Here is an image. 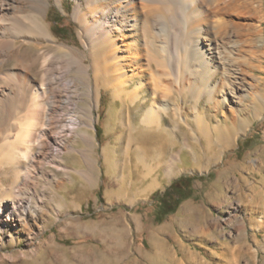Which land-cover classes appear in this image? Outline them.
Here are the masks:
<instances>
[{
    "label": "rangeland",
    "instance_id": "rangeland-1",
    "mask_svg": "<svg viewBox=\"0 0 264 264\" xmlns=\"http://www.w3.org/2000/svg\"><path fill=\"white\" fill-rule=\"evenodd\" d=\"M76 5L77 0L62 4L49 0L46 20L57 43L78 48L85 62L92 64L80 22L74 18ZM254 6L261 9L262 18L242 20L260 29L264 51V0H256ZM51 53L59 55L52 49ZM146 61L145 57L140 61L146 74L134 76L129 86H141L139 100L127 105L103 86L101 72L96 78L90 66L81 74L73 61L58 86L63 92L69 89L72 102L62 111L76 117L74 133L63 135L61 149L35 173L30 168L36 144L24 150L21 169L6 163L7 155L0 156V202L15 188L27 205L16 228L0 230V264H264V110L258 98L247 84L239 91L245 97L233 106L214 107L204 98L201 109L208 132L183 122L175 140L165 135L155 139L156 149L152 134L146 132L139 135L146 141L139 153L141 115L154 99L173 109L194 106L189 95L180 98L171 78L165 77L156 88L150 80L154 67ZM254 69L264 93V54ZM67 78L76 85L66 88ZM37 84L41 86L39 80ZM45 108L42 117L47 120L50 108ZM165 116V125L174 126ZM40 133L37 126L35 137ZM140 156L146 165L139 163ZM173 159L176 174L161 180L163 186L152 194L143 195L152 174L164 176ZM183 175L193 176L194 193L158 221L154 194Z\"/></svg>",
    "mask_w": 264,
    "mask_h": 264
},
{
    "label": "bare ground",
    "instance_id": "bare-ground-1",
    "mask_svg": "<svg viewBox=\"0 0 264 264\" xmlns=\"http://www.w3.org/2000/svg\"><path fill=\"white\" fill-rule=\"evenodd\" d=\"M255 1L77 0L74 18L80 22L82 42L90 49L93 62L87 64L82 51L55 40L46 20L49 0H0V156L7 155L6 163L21 169L27 154L24 150L36 144L31 168L28 166L34 172L61 149L63 135L74 133L76 117L62 111L72 102L67 97L69 89L63 92L58 86L60 76L70 71L73 61L81 74L88 73L90 66L96 78L101 72L103 86L112 89L125 105L139 100L141 86H129L134 76L144 73V64H140L144 57L154 67L150 80L156 88L168 77L177 84L173 88L180 98L184 94L191 97L194 106L190 110L160 105L156 99L150 103L141 115L137 132L139 153L146 146L139 135L146 132L152 134L153 147L163 135L175 140L174 134L183 122L192 123L194 130L208 132L209 123L201 109L204 98L214 107L233 106L243 100L239 91L247 84L264 110V93L254 73L264 54L261 32L254 23L242 20L261 16ZM44 44L48 48L39 51ZM9 62L14 63L12 67L6 66ZM38 80L41 86H37ZM63 85L72 87L76 81L67 78ZM96 86L99 104L100 87ZM47 106L50 114L44 120ZM165 115L174 126L165 125ZM37 126H41L39 137H35ZM4 199L0 202V230L16 228L27 205L18 199L15 188Z\"/></svg>",
    "mask_w": 264,
    "mask_h": 264
},
{
    "label": "trees",
    "instance_id": "trees-1",
    "mask_svg": "<svg viewBox=\"0 0 264 264\" xmlns=\"http://www.w3.org/2000/svg\"><path fill=\"white\" fill-rule=\"evenodd\" d=\"M53 24L56 28V20ZM192 182L193 176L183 175L174 180L165 191L154 194L156 219L158 221H163L171 212L177 209L181 201L194 193Z\"/></svg>",
    "mask_w": 264,
    "mask_h": 264
},
{
    "label": "crops",
    "instance_id": "crops-1",
    "mask_svg": "<svg viewBox=\"0 0 264 264\" xmlns=\"http://www.w3.org/2000/svg\"><path fill=\"white\" fill-rule=\"evenodd\" d=\"M176 159V158H175ZM174 160V159H173ZM139 163H142L143 165H146L145 160L140 161ZM158 163L161 164V161L158 160ZM177 162L174 160V163L172 166H169L168 164H166V174L164 176L160 175L159 173H155L152 174V176L150 177V181L147 183V186L143 187L141 193H143V195H147V194H152L153 192H155L157 189L161 188L163 186V183L161 180L167 179L169 178V175H173L176 174L175 173V167L177 166ZM145 178L147 177L146 173H144L143 175Z\"/></svg>",
    "mask_w": 264,
    "mask_h": 264
}]
</instances>
